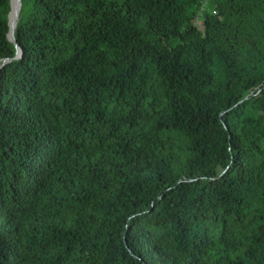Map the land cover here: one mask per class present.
Masks as SVG:
<instances>
[{
    "label": "trees",
    "instance_id": "trees-1",
    "mask_svg": "<svg viewBox=\"0 0 264 264\" xmlns=\"http://www.w3.org/2000/svg\"><path fill=\"white\" fill-rule=\"evenodd\" d=\"M10 11L0 264H264V0Z\"/></svg>",
    "mask_w": 264,
    "mask_h": 264
},
{
    "label": "water",
    "instance_id": "water-1",
    "mask_svg": "<svg viewBox=\"0 0 264 264\" xmlns=\"http://www.w3.org/2000/svg\"><path fill=\"white\" fill-rule=\"evenodd\" d=\"M21 8H22V0H17L15 3H14V0H11V11L9 13L10 30L8 33V37L10 38V40H12L14 42H15L14 31H15V28H16L18 20H19ZM12 14H14V20H12ZM17 52L18 53L21 52V49L19 46H18Z\"/></svg>",
    "mask_w": 264,
    "mask_h": 264
},
{
    "label": "rangeland",
    "instance_id": "rangeland-1",
    "mask_svg": "<svg viewBox=\"0 0 264 264\" xmlns=\"http://www.w3.org/2000/svg\"><path fill=\"white\" fill-rule=\"evenodd\" d=\"M13 18V17H12ZM203 21V20H202ZM202 21L198 20L197 24L200 26V27H203L202 26Z\"/></svg>",
    "mask_w": 264,
    "mask_h": 264
},
{
    "label": "bare ground",
    "instance_id": "bare-ground-1",
    "mask_svg": "<svg viewBox=\"0 0 264 264\" xmlns=\"http://www.w3.org/2000/svg\"><path fill=\"white\" fill-rule=\"evenodd\" d=\"M17 0H14V3L16 2ZM12 20H14V14H12ZM10 229V228H9ZM14 232V231H13Z\"/></svg>",
    "mask_w": 264,
    "mask_h": 264
}]
</instances>
